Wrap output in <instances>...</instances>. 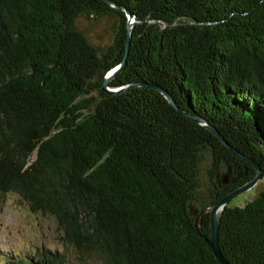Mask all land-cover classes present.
<instances>
[{"label": "trees", "instance_id": "trees-1", "mask_svg": "<svg viewBox=\"0 0 264 264\" xmlns=\"http://www.w3.org/2000/svg\"><path fill=\"white\" fill-rule=\"evenodd\" d=\"M109 1L122 9L0 0V195L51 217L65 247L0 264H221L206 242L210 213L202 237L193 211L250 182L252 163L264 178V0ZM127 12V63L109 85L128 88L110 95L101 85L124 58ZM81 19L108 20L110 43L90 41ZM229 203L223 257L264 264V183Z\"/></svg>", "mask_w": 264, "mask_h": 264}, {"label": "rangeland", "instance_id": "rangeland-1", "mask_svg": "<svg viewBox=\"0 0 264 264\" xmlns=\"http://www.w3.org/2000/svg\"><path fill=\"white\" fill-rule=\"evenodd\" d=\"M78 24L94 44L102 47L110 43L112 30L108 20L81 19ZM207 168L206 164L202 167L201 182L204 186L207 185ZM263 183L262 177L255 187L231 200L229 205L243 206L254 198ZM59 237L60 233L51 217L32 213L28 205L13 193L0 195V260L7 256L34 255L36 248L64 250ZM74 264L78 263L74 261Z\"/></svg>", "mask_w": 264, "mask_h": 264}, {"label": "water", "instance_id": "water-1", "mask_svg": "<svg viewBox=\"0 0 264 264\" xmlns=\"http://www.w3.org/2000/svg\"><path fill=\"white\" fill-rule=\"evenodd\" d=\"M105 3H107L108 5H110L111 7L117 9V10H121L122 8H120L119 6L115 5L114 3H112L109 0H104ZM127 16H128V42H127V47H126V52L124 55V58L122 60V62L116 66L115 68H113L111 71H109L103 82L101 85V88L103 90V92L110 94V95H115L121 92H124L128 87H119L116 89H112L110 88V82L120 73L122 72V70L125 68L126 63H127V58H128V53H129V48H130V41H131V30L132 27L134 25V15L127 12ZM143 84H134V85H130L129 87L132 86H141ZM152 88H154L155 90H158L166 99L167 101L171 104V106H173L179 113H181L182 115L186 116L189 119H192L195 122L201 123L204 126H206L209 130L213 131L219 138V140L227 147L229 148L234 154H236V156H238L240 159L242 160H247L248 162L252 163V161H250L247 157L243 156L240 152L236 151L235 149L231 148L226 141L223 139V137H221L218 132L212 127L210 126L207 122L203 121L201 118L199 117H195V116H190L186 113H184L176 104V102L174 101V99L172 98V96L166 92L165 90L161 89L158 86H151ZM255 168H256V176L248 183H246L245 185L238 187L237 189L231 191L230 193L226 194L225 196H223L222 198H220L218 201L214 202L212 205H210L209 207H206L204 209V211L202 213H200L198 215V211L194 210L193 214L196 215V228L199 232V234L204 237L202 230H201V220L202 217L206 214V213H210V223H211V229H212V234L210 238H206V242L209 245V247L211 248V250L213 251L214 255L216 256V258L219 260V262L221 264H230L228 263L225 258L222 255V252L220 250L219 247V238H218V231H219V226H220V217H221V213L224 211V209L226 208V206L228 205V203L233 200L234 198L238 197L240 194L247 192L249 190H251L253 187L256 186V184L259 182V180L262 177V171L260 169V167L254 163H252ZM229 176L230 173H227L226 175H223V184H228L229 183ZM235 182V181H234ZM192 209V208H191ZM209 211V212H208Z\"/></svg>", "mask_w": 264, "mask_h": 264}, {"label": "flooded vegetation", "instance_id": "flooded-vegetation-1", "mask_svg": "<svg viewBox=\"0 0 264 264\" xmlns=\"http://www.w3.org/2000/svg\"><path fill=\"white\" fill-rule=\"evenodd\" d=\"M240 179H241V177H240ZM230 181H232V180L230 179ZM230 181H229V182H230ZM233 181H234V180H233ZM233 181H232V184H235V183H233Z\"/></svg>", "mask_w": 264, "mask_h": 264}]
</instances>
